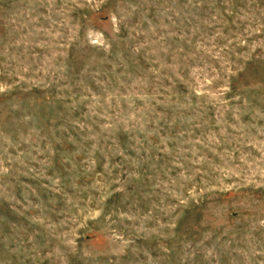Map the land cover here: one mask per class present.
Segmentation results:
<instances>
[{
  "label": "rangeland",
  "instance_id": "rangeland-1",
  "mask_svg": "<svg viewBox=\"0 0 264 264\" xmlns=\"http://www.w3.org/2000/svg\"><path fill=\"white\" fill-rule=\"evenodd\" d=\"M0 264H264V0H0Z\"/></svg>",
  "mask_w": 264,
  "mask_h": 264
}]
</instances>
